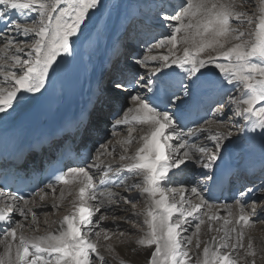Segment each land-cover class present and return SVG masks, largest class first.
<instances>
[{"label": "snow or ice", "instance_id": "1", "mask_svg": "<svg viewBox=\"0 0 264 264\" xmlns=\"http://www.w3.org/2000/svg\"><path fill=\"white\" fill-rule=\"evenodd\" d=\"M248 2L185 0L172 15L162 17L176 24L167 36L151 46L149 52L167 47L170 55L144 56L136 61L145 68L144 75L136 72L131 78H118L114 82V89L118 91L143 90L152 94L151 97L132 95L129 91L131 106L113 122L114 128L133 123L148 126V134L140 137L142 146L132 157L121 154L119 159L130 163L113 168L101 160V156L108 153V146L101 145L103 151L97 154L93 164L69 167L56 176L59 184H69V178L80 183L74 211L63 217L56 233L26 236L25 224L13 220L12 214L17 212L24 220L31 215L35 223L36 213L28 207L29 200L22 196L0 200V224L6 225L0 230V244L4 246L0 264H106L99 251V242L101 239L108 241L117 233L110 235L101 228L107 216L101 213L96 217V214L102 207L118 202L120 194L113 192L111 186L126 184L123 172L139 178L127 185L129 190L140 188L148 197L143 221L147 231L137 242L147 248L154 246L148 264H256L253 243H244L245 228L256 222L246 212L247 197L244 201L235 199L238 214L234 215L233 206H225L227 218H222L210 214L213 205L202 197L200 203H192L186 198V189L166 186L171 179L170 173L174 175L175 170L190 161L211 169L220 159L219 141L225 135L217 133L207 137L213 143L212 149L182 139L174 114L167 110L174 101H179L176 105L179 108L195 91L233 85L241 89L238 96L227 95V103L234 105L231 109L234 115L248 121L253 131L264 130V0H259L258 4L252 0L255 11L246 9ZM100 6L101 0H0V25H3L0 29V43L3 44L0 48L3 53L0 55V113L19 103L23 93H41L45 89L58 58L72 52L73 38H78L90 11ZM13 12L16 17L11 15ZM29 13L34 14V18L30 19ZM21 16L24 19H20ZM180 45H183V54L177 55L175 50ZM151 62L158 63L149 71ZM173 65L184 69L188 83L184 79L170 82L162 78L163 69ZM209 65L219 69L222 79L211 80L205 76L203 69ZM219 103L221 107L217 111L224 115L223 101ZM132 142L131 138L124 141L126 145ZM91 168H102L98 183ZM48 188L55 192L54 185L49 184ZM190 191L199 196L196 187ZM253 191L248 189V193ZM3 195L0 193V197ZM240 195L245 196V193ZM123 202L131 203L127 197H123ZM256 205L253 198V214ZM202 209L207 211L202 212ZM204 217L212 222L223 219L222 228L212 229L223 234L219 238L212 236L202 254L198 252L193 258L189 246L205 224ZM190 218L196 221L192 236L186 235ZM118 235L123 237L125 233ZM195 248H201L199 240ZM242 249H246L243 256ZM249 256L253 259L247 260Z\"/></svg>", "mask_w": 264, "mask_h": 264}, {"label": "bare ground", "instance_id": "2", "mask_svg": "<svg viewBox=\"0 0 264 264\" xmlns=\"http://www.w3.org/2000/svg\"><path fill=\"white\" fill-rule=\"evenodd\" d=\"M104 2L105 4H101V6L95 10L90 11L89 13V18L86 20L85 25L82 26L81 28V32L78 36V38L74 37V43H73V50L70 54H65L62 55L61 57L58 58L57 60V64L54 65V69L58 68V66H62L64 72L67 73V77H76L80 80H82L83 82L91 80L92 75H93V70L95 69L96 66H99L98 68V73H103V77H102V81L100 83V89L103 91V95L99 97L98 101H97V105L94 109V111L91 113L89 122L87 127L85 128V133L82 136L81 139H77L75 141V143H78V145L80 146L83 143H88L90 147L93 146V148H97L101 145H103L104 140L109 137V119L110 117L113 115L115 108L112 106V104H110V102H114L115 100H118V102H120L122 99L126 100V103H129V106H131L132 102H131V98L130 95L128 93V95L126 97H122L121 95H119L118 90L110 87V88H105L104 84L105 83H109V81H113V76L112 75H116L115 79H124V78H130L134 73L136 72H143L142 70L146 71L144 67L141 66V68H139V66H135V64L133 63H128V53H141L140 58H138L139 60L142 59L144 56H146L144 54V52L146 53H151L148 52L149 49L151 48H147V47H143L142 46V42L144 40H146V38H144L145 33L147 32H153V33H157L160 32L162 30V28H157L154 25L153 26H149L148 30L146 31L143 28H139L138 24L136 23H132L130 24L129 28L126 27V25L124 24V26H119L118 28H125L128 29L126 30V32L124 31L123 34H120V36L122 35L123 38L120 40L119 43V47L117 49V61H115L112 64V68L111 70H103L102 69V65H100L99 63L102 62V58L104 56V53L106 52V50H109L108 47H110V44L108 42V38L110 37V35H112L111 33V28H107L105 26V24H107V19H106V15L107 13L113 15L114 18H118L120 16V13H122L123 11H127V8L129 7V4L132 2H138L139 0H101V2ZM157 2H159L160 0H156ZM140 2H144V0H140ZM185 2V0H184ZM154 4V3H153ZM174 3L171 4V6ZM156 5V4H154ZM173 9H175L176 7H172ZM12 15L14 17L17 16L16 13H12ZM163 16L164 13H163ZM28 17L34 18V14H28ZM21 19H24V17H21ZM171 22V21H170ZM116 24V22H115ZM161 25H165V27H167L169 33L170 28L174 27L175 24L174 22L169 23L167 21H164L160 23ZM134 25V27H133ZM114 27V24L112 26V28ZM141 34L143 37H141ZM168 34H164V37L167 36ZM162 37V39L164 38ZM22 38V37H21ZM28 39H31V37H29ZM129 39L132 40V42L129 41ZM157 42H155L154 44H156ZM3 47V44L0 45V48ZM155 50V51H154ZM149 55H170V53L167 50V47L162 48V49H154ZM159 50H164V53H157ZM177 55H182L183 54V45L178 46V48L175 50ZM0 55H3L2 52H0ZM214 55V53H213ZM134 56V55H133ZM136 59V58H134ZM131 60V59H129ZM121 61H123V63H121ZM137 60H134L132 62H136ZM158 62H151L148 65V70L150 71L152 68L156 67ZM156 64V65H154ZM177 68V66L173 65L171 68H165L163 69V77H165L166 75L169 76L171 75ZM182 73H184V69H181ZM205 76H209L211 77V80H217V79H222V74L219 73V69L215 68L214 65H209L207 68L203 69ZM111 79V80H110ZM168 81L172 82L171 77L168 78ZM229 86H233V85H229ZM225 89L223 96L221 97V99H219V101H221L225 95L227 94V84L224 85ZM235 88V87H233ZM210 89H215L213 87H210ZM238 89V88H236ZM107 91V92H106ZM199 91V90H198ZM198 91H195L196 93ZM123 91H120V93ZM125 93V92H124ZM37 93H23V95L20 97V101L19 103H15L14 107L12 109H9L7 112L4 113H0V128H8L14 121H16L19 116L25 112L27 110V108L29 107V105L32 103V101L35 99ZM132 95L135 94H139V92H131ZM115 98H121V99H115ZM187 100V99H186ZM185 100V101H186ZM101 102V104L99 105L98 103ZM128 106V107H129ZM127 108V106H126ZM218 120V119H216ZM134 125H137L136 127H133L131 130V137H129V133L126 136H123L122 138L118 139V140H113L112 142H110L107 146H108V153L104 154L103 156H101V160L104 161L105 164H111L114 167H119L122 166L123 164H127V162L125 163V161H121L119 158H115L114 160H112V156H114L115 153L116 156H120L121 154H124V148H127V152L130 151L132 148L131 146L133 145V142L135 141V136L137 137L136 142L138 143L139 147L142 146V142L140 140V137L148 134L149 132V128L146 125H139L136 123H133ZM208 123H206L205 125H207ZM248 127L245 128V130L243 131V135L240 137L241 139L238 138V135H232V136H227L226 134L228 132H226L227 130L224 128L225 126L223 124H221L218 121H214L211 123L210 127H206L205 125H202L201 128L204 129H208L209 131H211L210 135H215L216 133H221V134H225L224 137L222 138L221 141V148L219 150V153L221 152H225L227 150H233L237 153V151L241 150V151H245L247 153V158H249L251 161L252 159H258V160H263L264 159V130H261L259 128H257L256 130H252L249 122L247 121ZM107 125V127H106ZM99 136H104L105 138L102 139V141L100 140ZM94 134V136H91L87 131H90ZM181 136V135H180ZM95 137V138H93ZM129 138H132V145H126L124 143V141L128 140ZM100 140V142L97 144V142ZM209 142H211L210 140H208ZM135 142V143H136ZM102 143V144H101ZM105 143V142H104ZM134 143V144H135ZM110 146V147H109ZM135 147V145L133 146ZM139 147H136L139 148ZM113 148H115V150L113 151ZM208 148V147H206ZM135 150V149H134ZM51 151V149H43L42 151V155L40 158H33V157H29L26 159V161L24 162L25 165L26 163H28V161L32 162V166L33 167H38L41 168L42 167V159L44 157H47L49 155V152ZM103 151L102 148H100V150L98 149L95 152V156H92L96 159L97 154L101 153ZM136 151V150H135ZM126 152V153H127ZM110 153V154H109ZM133 153V150H132ZM136 153V152H135ZM129 154V153H128ZM260 157H256L259 156ZM81 158V156H79ZM95 162V161H94ZM93 164V163H92ZM197 166H196V165ZM198 168V163H193V162H188V164L186 166H181V169L177 170V178L175 177V179H177V185H179L180 187H178V189H186V198H199L198 201H200V197H202L205 200L204 197V191H203V187L200 185H195V181L197 176V172L198 169H196V167ZM77 167H82L81 166H77ZM212 169V168H211ZM210 169V170H211ZM99 170V169H98ZM96 168H91L90 171L93 174V176L98 175ZM195 171V173L193 174V172ZM96 171V172H95ZM126 173V174H125ZM122 174H124L125 176H129L131 173L128 172H123ZM176 175V174H175ZM200 177V176H199ZM195 178V179H194ZM240 181H247L248 178L246 176H242L240 179ZM74 183V184H73ZM72 189H69L70 187H73ZM248 186H252V185H248ZM79 187H80V183L79 181H75V182H71L69 185H60L57 187V190H55V198L58 201V204L60 203H66L69 202V205H74V202L77 200V195H78V191H79ZM192 187H196L198 189L199 192V196H197L196 194H193L190 189ZM1 188V187H0ZM118 188V187H116ZM173 189H177V187H173ZM177 189V190H178ZM113 192L116 193H121L119 192V190L122 191V189H111ZM71 192L73 193V196L71 197V199L66 200V202H63V197ZM44 198H40L38 199V195L36 197H34V200H37L36 202L33 203V205L29 204L28 207L32 209L33 212L36 213V215L38 214L39 211H43V210H49L50 208V204L47 203V200L45 199L46 197H49L48 192L47 193H41L39 194ZM40 197V196H39ZM177 197H178V193H177ZM3 201H7L9 199V197H4V195L2 197H0ZM121 198H123V196H121ZM146 198H148L146 196ZM195 200V199H193ZM32 201V200H30ZM29 201V202H30ZM193 203V202H192ZM195 203H199V202H195ZM57 203H54V205H56ZM212 205V204H211ZM231 205L232 207V211L235 214H238V207L235 206V204L230 203V204H219L216 206H213L211 213L210 214H218L219 216H221L222 218H227V208L225 206ZM126 208V212H123V216L124 214L126 215V213H128V211H130L129 208H127L126 206L123 205H115L112 204L110 207L106 206V207H102V209H107L108 211H106L105 213H110L113 215V213H117V214H122L121 209L122 208ZM249 208H251V204L246 206V212L252 217V220L255 218H258L259 215L255 212L254 214L252 213V211H249ZM251 210V209H250ZM74 211V207L71 208L69 210L68 213H65L61 216V218H55L56 222H54V224L52 226H50V232H47L46 234L41 233L38 236H34L33 234H28V233H24L26 236H34V237H40V236H46L52 233H56L59 231L60 229V225H61V221L63 220V217L65 215H69ZM203 211H207V209H202ZM17 216H19V214L16 212V214L14 215V219L17 218ZM122 216V217H123ZM263 214H260V217H262ZM97 217V215H96ZM96 217H94V219H96ZM99 217V215H98ZM127 218V217H126ZM191 219V218H190ZM205 219V224L201 225V231L198 234V236H193L194 239H196V241L193 242L192 245V249L190 250V255L193 256V258H195V255L199 252L200 254H202V250L203 247L205 246L206 242H209L211 240L212 236H217V238H219L220 235H222V232H216L212 229L215 228H222L223 226V219L212 222V221H208L207 217H204ZM195 221V220H194ZM192 220V222H194ZM196 223V221L194 222ZM221 224V225H220ZM101 225V224H100ZM103 225V224H102ZM251 224L245 228V233L248 234V237H245L244 243L247 244L248 242H252L253 244H257L256 248L257 250H260V253L262 254V258L258 257L255 258V260L257 261V264H264V240L260 239L258 234L250 236V230L252 229V227H250ZM188 232L186 234H193L194 232V224H188ZM264 227V225H263ZM262 227V228H263ZM250 229V230H249ZM249 230V232H247ZM255 233V232H254ZM262 233V232H261ZM263 234V233H262ZM252 235V234H251ZM251 237L255 238L252 239ZM264 237V236H262ZM1 238V237H0ZM264 239V238H263ZM197 240H199L201 242V248L199 250H197L195 248V243L197 242ZM111 241V239H110ZM138 240H135V242H124L121 243L120 245H114L112 244V242H103V240L101 239L99 243V245H102V249L99 248L100 254L103 255L105 257V261H113L115 259H119V263L118 264H148V260H149V256L150 253L153 251V248H147L144 246H140L138 243ZM109 244V245H107ZM253 247H255L253 245ZM3 244H0V254H2L3 252ZM135 248V251H133L132 249ZM246 249H242V253L245 254ZM253 259L252 257H248V260ZM191 264V262H190Z\"/></svg>", "mask_w": 264, "mask_h": 264}, {"label": "rangeland", "instance_id": "3", "mask_svg": "<svg viewBox=\"0 0 264 264\" xmlns=\"http://www.w3.org/2000/svg\"><path fill=\"white\" fill-rule=\"evenodd\" d=\"M144 1H151V0H144ZM137 3H141L140 0ZM256 3L258 4L259 3V0H256ZM101 4L104 5L105 3L102 1ZM154 4H157V1L154 2ZM174 5H176V4L174 3L172 5V7H175ZM177 7H179V6H177ZM246 9L249 10V11H255L256 10V8L254 7V5L252 3V0H249L248 4L246 5ZM126 12H129V10H127ZM172 14H169V15H172ZM162 17H163V15H162ZM163 22H164V20H163ZM167 22H169V23H171V22L173 23L174 22V24H176L175 21H171V22L170 21H167ZM118 26H120V25H118ZM129 26L127 28H129ZM245 27H247V25H245ZM172 28L173 27L170 28V31L172 30ZM141 37H142V34H141ZM21 39H23V38H21ZM129 41L132 42L131 39H129ZM1 44L2 43H0V45ZM151 53H153V52H151ZM151 53H147V52L145 53L144 52V54L146 56H152V55H149ZM157 53H161L162 54V53H164V50H159ZM127 57L129 59H131V60L128 59V61H127L128 63H133V64H135V66H137V67L139 66V68H141V66L139 64H137L136 62H132L134 60H137V61L139 60L138 58L137 59H133L132 53H130V54L128 53ZM121 63H123V61H121ZM156 64H154V65H156ZM112 76H113L112 78H113V81H114L115 78H117V77H115L116 75H112ZM104 87L106 89L107 88H110V87L114 88V83L112 84V81L111 82L109 81V83H105L104 84ZM118 92H119V95H121L122 97H126L128 95V93H124L125 91H123L121 93H120V91H118ZM240 92H241V89L238 88V90H236V94L235 95L236 96L240 95ZM231 95H233V94H231ZM115 99H121V98H115ZM115 101H118V100H115ZM225 103H227V96L225 97ZM110 104H112V101L110 102ZM128 106L129 105H127V107ZM233 108H234V105H230V104L222 107V110H223L224 114H226V117H225L226 119H225V121H222V124L225 126L224 128L227 130L226 132H230L231 133L230 136L235 135V134L236 135H239L242 132L243 127L245 125V121H246V120L244 121V119L242 117L235 116L234 113H233V111L231 110ZM214 121L221 122V121L216 120V119L213 120V121H211V122H214ZM109 122H110V119H109ZM210 125L211 124L208 123L207 125H205V128L206 127H210ZM106 127H107V125H106ZM130 128L131 127H129L124 133H120V134H114V135H111L110 136V133H109V137H107L104 140L105 143L103 142V145H108L113 140H118V139L122 138L123 136H126L129 133ZM93 130L96 133V130L95 129H93ZM87 132L91 136H94V134H95L94 132L92 133L91 130L90 131H87ZM99 135H101V134L98 133V136ZM93 138H95V137H93ZM99 138L102 141V139L105 138V137L104 136H99ZM135 138L136 139L133 142V145H132V143L130 144V146L132 145L131 146L132 149L130 151H128L127 153H124V154L128 155L129 157L134 156L135 155V152L140 148L139 145H138V143L136 142L137 137L135 136ZM177 142L178 141H176L174 143H177ZM219 142L221 144V141H219ZM134 145H135V147H133ZM136 147H139V148L136 149ZM114 150H115V148H113V151ZM132 150H133V153H132ZM116 154L117 153H115L114 156H112V160H114L115 158H119L120 157V156H116ZM93 156H95V152H93ZM126 162L127 163H130V161H128V160H126L125 163ZM198 166H200V165L198 164ZM196 169H197V167H196ZM195 171L196 170H194L193 174L195 173ZM175 174H176V175H174V183L175 184L174 185H171L170 187L167 186L168 189H173V187H177V189H178V187H180L179 185H177L178 184L177 183V179H175V177L177 178V172ZM138 179H139L138 177L134 178L131 175V178H128L127 179L126 184L124 186H121L122 191L119 190V192H121L120 193V198L118 199V202L115 203V205L117 206V205L120 204V205H123V206H126L127 208H129L130 211H128V213H126V215L124 214V216H123V212L124 213L126 212V208L125 207L121 209V211H122L121 213L122 214H117L116 212L113 213V215L110 214V213H105L108 210L107 209H102V208H101V212L96 214L97 217L101 213H103V214H105L107 216V219H105V220H103L101 222V225H100L101 228L106 229L110 235L112 233H117V235H113L112 236L111 241L110 240L105 241V240L102 239L103 242H110V243L112 242V244H114V245H120L121 243H124V242L127 243V241L129 243L132 242V241L135 242V240L141 239L143 237L144 233L147 231V226L143 223L144 218H145L144 217V213H145V211L147 209V206H148V198H146L147 195L144 194L141 191L140 188H136V189H133V190H129V188L127 186V185H130V184L134 183ZM195 184H196V181H195ZM74 186L73 187H70L69 189L74 188ZM113 189L115 190V189H118V188H113ZM72 190H74V189H72ZM0 193H3L4 194V197H10L9 195L5 194V192L2 190V188H0ZM73 193L74 192H71V193L65 195L63 197V200L62 201L63 202H66V200L71 199V197L73 196ZM54 195L55 194L52 193L51 195H49V197H46L45 196V199L47 200V203L50 204V208H49V210L39 211L38 214L36 215V222L35 223H33L32 218H31V215H29V217H28L27 220H24L20 216H17V218L14 219V215L16 214V212H14L12 214L13 220H19V221H21L22 223L25 224V228L23 229L24 233L33 234L34 236H38L41 233L46 234L47 232H50V226H52L54 224V222H56L55 218H61V216L63 214L68 213L69 210L74 207V205H69V202L58 204V201L59 200H57ZM121 196L127 197L131 201V203H124L123 202V198H121ZM41 197H42L41 195H38V199H40ZM42 198H44V197H42ZM196 198L194 197V198H187V199H189L193 203H195V202H199L200 203V201H198L199 198H197L198 200ZM193 199H195V200H193ZM0 200H2V199L0 198ZM36 201L37 200H34L33 199L32 201L29 202V204L33 205V203L36 202ZM54 203H57V204L54 205ZM93 203H95V202H93ZM213 206H216V205H213ZM250 209L251 208H249V211H251ZM255 212L259 215V217L253 219L256 222L255 223H252L251 226H250V227H252L251 230L249 229L250 230V233L252 232L251 233L252 235L250 234V236H253V235L258 234L259 238L262 239V240H264L263 239L264 237H262V236H264V227H263V225H264V193L261 194L260 197L257 200V205H256ZM260 214H263V216L260 217ZM192 220L194 221V219H190L189 224H195L194 223L195 221L192 222ZM249 230L247 232H249ZM119 232H124L125 235L123 237H120L118 235ZM186 235H189V234H186ZM189 236H192V234L189 235ZM246 236L248 237V234L247 233H246ZM251 238L252 239H255L253 237H251ZM194 241H196V239L193 238V242ZM99 244H102V243H99ZM107 245H109V244H107ZM253 245L255 246L254 249L257 252V255H256L255 258H258V257L262 258V254L260 253V250L259 249L257 250V248H256L257 244H253ZM189 247H190V250H191L192 249V245L189 246ZM99 248L102 249V245H99ZM152 250H154V246H153V249ZM103 255H105V254H103ZM241 255L242 256L244 255L242 253V250H241ZM246 259L248 260V257H246ZM118 263H119V259H115L113 261L106 262V264H118ZM256 264H257V261H256Z\"/></svg>", "mask_w": 264, "mask_h": 264}]
</instances>
